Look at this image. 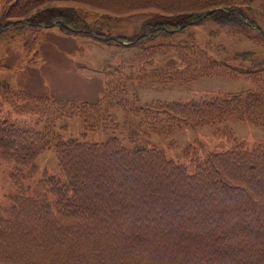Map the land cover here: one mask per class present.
I'll return each mask as SVG.
<instances>
[{"label": "trees", "instance_id": "trees-1", "mask_svg": "<svg viewBox=\"0 0 264 264\" xmlns=\"http://www.w3.org/2000/svg\"><path fill=\"white\" fill-rule=\"evenodd\" d=\"M77 7L97 10L99 16L82 23ZM144 9L155 11L158 20L144 19L139 34L121 38L126 43L141 44L204 17L253 27L247 11H264V0H0V31L10 23L56 24L63 31L79 28L110 40L113 36L96 30L102 28L103 16ZM176 52L188 79L226 72L210 63L201 70L200 52L191 60L180 55V45ZM240 56L247 61L235 66L233 75L255 82L244 94L157 100L154 107L179 117V125L230 118L264 125V56L251 50ZM148 75L155 72L126 77L142 80ZM180 79L185 80L181 74ZM105 83L103 96L107 89L119 96L109 114L110 128L128 92L124 82L115 86L108 77ZM1 85L8 87L4 80ZM12 95L18 112L36 114L45 127L0 117V159L16 166L9 173L13 190L5 194L8 203H0V264H264V143L247 147L238 142L231 149L211 151L189 173L155 147L126 148L114 136L88 142L51 133L53 118L74 114L93 129L92 106L81 99L21 88ZM154 112L152 119L159 115ZM48 146L60 174L43 168L39 178L24 184L39 169L36 157Z\"/></svg>", "mask_w": 264, "mask_h": 264}, {"label": "rangeland", "instance_id": "rangeland-1", "mask_svg": "<svg viewBox=\"0 0 264 264\" xmlns=\"http://www.w3.org/2000/svg\"><path fill=\"white\" fill-rule=\"evenodd\" d=\"M76 9V17L82 23L99 16L97 10L86 7ZM247 13L254 22L253 27H247L241 21L219 23L211 17H204L175 31L159 33L141 44L126 43L123 39L139 34L144 19L154 17L158 20L153 10L103 16L102 28L97 27L96 30L113 36L110 40L99 39L93 32L86 33L79 28L63 31L56 24L10 23L0 31V117L14 124L27 123L44 129V121L39 120L36 114L18 112L14 108L16 100L12 93L19 88L34 94L82 99L86 105L92 106L93 129L90 130L82 116L74 114L53 118L49 129L51 133L88 142L104 141L114 136L127 147L146 145L159 148L175 163L184 165L189 173L196 161L204 159L211 151L231 149L238 142L247 147L264 143V125L247 119L230 118L197 125L183 123L167 132L148 130V133H140L132 139L123 126L125 118L126 126L128 119L132 124L139 120L140 116L131 112L133 105L147 106V102L157 99L187 100L202 94H244L245 90L254 87L255 82L250 77L241 73L233 75L237 69L235 66L244 65L247 61L241 58L242 51L251 50L264 56V11ZM178 45L180 55L187 59L191 60L196 52L202 53L201 70L210 63L213 67H224L226 72L202 74L181 82L180 74L185 80H188L189 74L180 71L182 64L176 52ZM202 48L206 52H202ZM162 49L165 51L159 52ZM115 69L114 73L105 74V70L111 72ZM152 70H157L156 76L167 78L170 82L159 81L155 75L142 80L126 77L128 73ZM108 77L115 86L124 82L128 92L127 103L118 106L114 125L110 128H107L109 114L119 104V96L116 90L108 89V95L103 96ZM3 80L8 87L1 85ZM125 113L128 114L125 116ZM173 117L169 113L159 114L150 121L154 128L161 125L166 128L174 124ZM147 125L144 123L142 128L146 129ZM36 162L39 169L24 184L39 178L43 168L53 175L61 172L52 146L40 152ZM15 167L12 161L0 159V203L4 206L8 203L5 194L13 190L9 173Z\"/></svg>", "mask_w": 264, "mask_h": 264}]
</instances>
